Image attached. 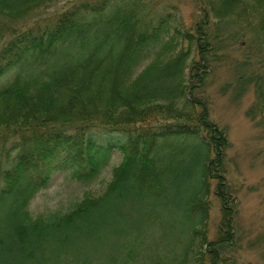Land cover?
<instances>
[{
	"label": "trees",
	"instance_id": "1",
	"mask_svg": "<svg viewBox=\"0 0 264 264\" xmlns=\"http://www.w3.org/2000/svg\"><path fill=\"white\" fill-rule=\"evenodd\" d=\"M55 2L0 0V77L26 62L47 71L0 86V264H136L147 232L172 227L164 205L180 193L196 219L176 264H236L224 254L236 241L228 140L201 94L227 60L216 27L233 24L264 55V0H75L49 14ZM115 152L99 194L29 213L57 175L90 182Z\"/></svg>",
	"mask_w": 264,
	"mask_h": 264
},
{
	"label": "rangeland",
	"instance_id": "2",
	"mask_svg": "<svg viewBox=\"0 0 264 264\" xmlns=\"http://www.w3.org/2000/svg\"><path fill=\"white\" fill-rule=\"evenodd\" d=\"M73 1L57 0L49 6L48 13L67 7ZM179 8L186 23L197 19L195 3L187 1ZM217 32L226 47L227 60L212 70L208 87L201 95L207 100L210 118L225 131L228 140L224 167L231 197L236 199V241L233 248L224 250V254L234 259L236 264H264V121L255 115L256 111L253 112L258 103L255 77L264 75V55L256 51L249 44L248 37L240 35L231 23L216 27ZM43 67L34 62L20 64L0 77V86H11L29 76L46 73ZM120 159L118 153H113L109 164L102 166L90 182L67 181L64 175H57L47 190L34 195L27 206L29 213L35 217L66 207L85 193L99 194L111 181L112 170L120 164ZM212 197H208L214 205L208 208L206 225L210 240L215 238V229L221 218L220 205ZM183 199L184 194L180 193L165 203L164 212L173 225L165 229L166 235L159 228L147 232L143 243L146 248L141 251L136 264H176L182 260L186 237L181 229H186L189 220L196 219L184 209Z\"/></svg>",
	"mask_w": 264,
	"mask_h": 264
}]
</instances>
